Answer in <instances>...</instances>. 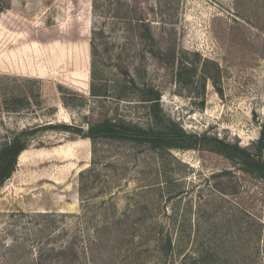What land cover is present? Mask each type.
I'll list each match as a JSON object with an SVG mask.
<instances>
[{"label":"rangeland","instance_id":"1","mask_svg":"<svg viewBox=\"0 0 264 264\" xmlns=\"http://www.w3.org/2000/svg\"><path fill=\"white\" fill-rule=\"evenodd\" d=\"M1 2L0 148L38 124L154 126L147 102L92 94L132 77L187 132L259 151L264 0ZM13 91L41 102L12 111ZM0 264H264V179L208 148L43 130L0 189Z\"/></svg>","mask_w":264,"mask_h":264},{"label":"trees","instance_id":"2","mask_svg":"<svg viewBox=\"0 0 264 264\" xmlns=\"http://www.w3.org/2000/svg\"><path fill=\"white\" fill-rule=\"evenodd\" d=\"M3 6H5V4L0 0V8H3ZM96 34H98V32H95V35ZM29 39V36L20 38L22 42H26ZM25 51V53H22L21 59L26 61V63H30V67L32 69L31 71H42L41 65L33 63L36 56L40 57V49L32 46L31 50L25 49ZM79 55L80 61H82L83 53L80 52ZM0 66H3L2 61L0 62ZM43 67L45 68L44 65ZM98 72L97 63L95 61L91 74L97 78ZM125 73L128 72L125 71ZM26 81H30V79H26ZM114 84L116 85V89L114 90L115 92H110V86L107 84L100 87L98 90V87H94L92 85V94L94 96L111 95L116 99V101L128 100L147 102L151 114L154 117V126L144 128L123 118L117 119L114 117H106L102 120L90 122L87 129L61 122L38 124L28 129L16 132L13 139L4 142L0 148V189L5 181L10 178L15 171L20 154L28 148L29 137L47 129L74 131L82 137L90 138L94 143L99 138H109L149 143L151 147L155 149L166 147L208 148L219 152L232 160L239 161L245 171L257 174L259 177L264 179V136L260 140L259 151L255 153L225 139L207 135V133L198 134L187 132L176 121L167 118L163 114L161 109V92L154 86H141L132 77L117 80ZM118 87H120V90L117 89ZM40 96L39 92H37V95L33 98V94L30 92L13 91L12 96L8 99L11 101L9 108L12 111H21L22 109L28 107L33 99H38V101L41 102ZM83 175L84 173L82 172L81 177ZM169 245H171V242ZM65 249L71 250V248ZM52 251L56 252L57 250L53 249ZM58 252H61V250H58Z\"/></svg>","mask_w":264,"mask_h":264}]
</instances>
